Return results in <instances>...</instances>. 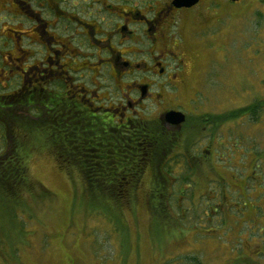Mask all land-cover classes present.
I'll return each instance as SVG.
<instances>
[{
	"label": "rangeland",
	"instance_id": "374dc122",
	"mask_svg": "<svg viewBox=\"0 0 264 264\" xmlns=\"http://www.w3.org/2000/svg\"><path fill=\"white\" fill-rule=\"evenodd\" d=\"M181 22L186 31L198 28L200 53L180 95L171 97L189 123L157 220L147 199L150 169L133 205L106 210L91 203L99 201L81 171L66 169L45 142L36 143L29 173L51 198L29 197L30 208L24 202L13 210L0 200V264H264V0H204ZM12 47L13 40L0 37V91L21 85L4 70ZM15 112L31 116L29 107ZM187 160L197 167L189 182Z\"/></svg>",
	"mask_w": 264,
	"mask_h": 264
},
{
	"label": "flooded vegetation",
	"instance_id": "af4514ba",
	"mask_svg": "<svg viewBox=\"0 0 264 264\" xmlns=\"http://www.w3.org/2000/svg\"><path fill=\"white\" fill-rule=\"evenodd\" d=\"M203 2L176 7L172 0H2L0 18L4 17L1 25H5L0 37L4 43L13 40L4 70L8 77L21 79L13 92L5 86L0 91L5 97V116L22 125L18 133H42L43 138L44 129L49 132L55 127L43 123H54L56 113L63 112L60 121L70 125V113L78 109L102 123L92 128L118 135L134 131L141 120L159 119L166 130L181 134L179 151L189 116L182 106L173 105L171 97L180 95L188 81L190 61L200 53L194 42L200 44L194 39L198 28L186 31L181 21ZM199 14L197 19L205 26V16ZM19 107H29L31 116H18ZM170 110L185 113V121L168 122L165 113ZM136 132L141 130L136 128ZM143 135L145 146H139V135L124 142L120 152L133 154V161L150 154L151 134L145 131ZM186 159L191 156L187 154ZM187 166L193 167L194 176L197 167Z\"/></svg>",
	"mask_w": 264,
	"mask_h": 264
},
{
	"label": "trees",
	"instance_id": "16d2710c",
	"mask_svg": "<svg viewBox=\"0 0 264 264\" xmlns=\"http://www.w3.org/2000/svg\"><path fill=\"white\" fill-rule=\"evenodd\" d=\"M4 102L5 97L0 94V200L4 206L9 208L25 202L30 208L29 197H32L33 201L51 198L50 190L33 180L28 166L31 148L37 147L36 143L45 142L62 166L81 171L91 198L99 201L91 203L98 206L107 204L104 205L106 210L113 209V206L119 209L124 204L133 205L147 168L151 167L152 184L147 199L154 206L151 215L157 220L158 206L165 205V199L170 198L174 185L172 181L170 183L174 170L170 162L180 146L181 134L178 135L169 128L166 130L159 119H152L148 122L141 120V125L135 126L134 131L138 128L141 130L140 134L126 131L118 135L113 130L92 128L102 123L92 120L86 111L78 109L70 113V125L65 120L60 121V117L65 113H56L59 116L54 123L47 121L42 124L44 127L49 124L55 127L49 132L48 128L44 129L45 138L37 140L34 135L17 132L22 125H18L10 116H5ZM208 119L215 121L213 119L216 118L213 116L212 119L210 116ZM14 125H17L16 128ZM145 131L151 134L150 154H141L140 159L133 161V154L120 152L119 148L126 146L124 142L139 135V146H145ZM175 163L177 165L179 161L175 160ZM157 165L162 166L159 168ZM192 169L193 167H189L183 181H190L193 176ZM8 211L12 212L10 209ZM14 216L17 217V212ZM154 223L158 225L155 221ZM238 261L246 262L242 259Z\"/></svg>",
	"mask_w": 264,
	"mask_h": 264
},
{
	"label": "water",
	"instance_id": "95a60500",
	"mask_svg": "<svg viewBox=\"0 0 264 264\" xmlns=\"http://www.w3.org/2000/svg\"><path fill=\"white\" fill-rule=\"evenodd\" d=\"M199 0H172V3L176 7H191L195 5ZM238 1V0H231ZM165 119L173 124H181L185 121L186 115L182 111L170 110L165 113Z\"/></svg>",
	"mask_w": 264,
	"mask_h": 264
}]
</instances>
